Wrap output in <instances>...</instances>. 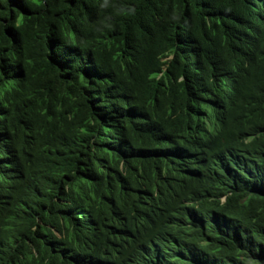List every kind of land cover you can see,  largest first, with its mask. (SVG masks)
Instances as JSON below:
<instances>
[{
  "label": "trees",
  "instance_id": "1",
  "mask_svg": "<svg viewBox=\"0 0 264 264\" xmlns=\"http://www.w3.org/2000/svg\"><path fill=\"white\" fill-rule=\"evenodd\" d=\"M0 264H264V0H0Z\"/></svg>",
  "mask_w": 264,
  "mask_h": 264
}]
</instances>
